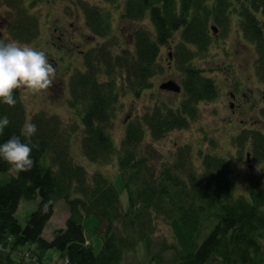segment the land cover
I'll use <instances>...</instances> for the list:
<instances>
[{
	"label": "trees",
	"instance_id": "obj_1",
	"mask_svg": "<svg viewBox=\"0 0 264 264\" xmlns=\"http://www.w3.org/2000/svg\"><path fill=\"white\" fill-rule=\"evenodd\" d=\"M121 1L101 0L102 6L79 0L83 14L79 11L81 15L74 17L84 18L92 35L105 40L85 51L84 68L70 74L67 100L81 121L76 138L82 154L118 170L128 204L123 205L122 192L111 177L75 162L74 131L58 116L35 114L31 123L36 133L30 139L22 134L27 108L17 90L15 106L0 103V118L7 116L10 121L0 134V144L16 135L37 147L30 171L13 174L10 165L0 160V176L6 175L0 178V264H44L51 250L66 264H122L139 247L156 264H264L263 173L249 171L250 196L237 195L234 172H240L228 156L219 154L214 142L198 154L186 143L157 167L153 165L157 154L147 141L191 129L201 120L200 106L220 97L218 84L201 61L219 37L228 35L234 20L256 49L255 70L262 82L259 90H264V0H124L122 18L148 20L152 26L136 29L131 47H122L114 35L112 8ZM55 2L31 0L26 5L25 0H0V8L12 9L7 33L20 44L34 43L41 30L40 18L32 10L37 4ZM54 26L58 31L62 28L59 22ZM170 43L174 45L169 47ZM165 47L168 66L161 61ZM168 68L177 71L181 101L176 93L172 104L151 96L154 105L127 121L123 99L153 90L154 77ZM260 100L249 109L264 108ZM228 124L232 127L234 122ZM239 130L226 137L231 148L245 153L246 160L250 152L257 164L263 163V130ZM205 131L212 130L201 129ZM37 198V209L23 225L16 215L21 200ZM60 200L67 202L69 215L65 227L47 240L44 229ZM89 216L97 220L93 234L103 241L98 253L85 234L84 220ZM160 222L169 228V239L159 234Z\"/></svg>",
	"mask_w": 264,
	"mask_h": 264
},
{
	"label": "rangeland",
	"instance_id": "obj_2",
	"mask_svg": "<svg viewBox=\"0 0 264 264\" xmlns=\"http://www.w3.org/2000/svg\"><path fill=\"white\" fill-rule=\"evenodd\" d=\"M75 0H57L54 5L44 6L43 4H37V7L32 10L40 18V36L38 39L28 46L44 51L48 61L56 69V80L49 90L40 94H30L27 90H19L20 96L24 99L27 108L26 122H31V118L41 112H45L48 115L58 116L61 121L72 132V156L75 162L82 164L88 171H100L113 179V182L117 189L122 192L121 198L123 205L128 204V197L125 191H123V183L118 173V170L112 165H102L100 163H93L89 161L81 152V143L76 134L78 133V124H81L80 119L73 113L72 109L68 105L69 95V80L70 74L74 73L78 68H84V54L82 58L77 54L79 50H89L98 43L103 42L105 39L102 37L93 36L91 31L85 26L84 18L79 19L76 14L80 11L82 14L79 0H76L77 5H74ZM85 2L93 4H105L101 3V0H84ZM31 0H25V4L28 5ZM124 0L118 4V8H112L114 11V35L119 38V43L122 47H131L133 44V37L136 29L144 25L145 27L152 28L148 20L143 22H133L128 19L122 18V8ZM107 5V4H106ZM76 6V7H75ZM51 11V12H50ZM74 12V14H72ZM81 15V14H80ZM12 9L9 7L0 8V39L14 41L9 31V24L12 18ZM50 16V17H49ZM75 18V19H74ZM68 21V23H67ZM64 25L66 23L67 31L66 35H61V31L64 28L56 30L54 24ZM75 34V39H72V34ZM62 38V39H60ZM20 44V43H19ZM25 45V44H21ZM174 43H170L169 47H172ZM168 47L162 50V63L168 66ZM256 49L254 45L248 42L242 34V30L237 25V20L233 21L232 28L227 36L219 37L218 42L214 44L210 55L201 61V66L208 72L209 76L215 79L220 88V97L217 101L212 103H205L201 107V120L200 122L193 124L191 129L175 131L170 133L166 138L160 141H153L151 138H147L148 143H151L157 154L153 165L159 166V163L172 159V153L175 148H178L186 143L192 145L193 152L198 154L200 150H203V146L206 144H217L219 154L227 157L229 161L234 163V167L239 173H235V182L237 178L236 194L246 196L249 198V188L247 190L246 175L249 172V168L246 163L245 153L242 156L236 149L231 148L228 140H226L230 134L239 133V129H261L264 133V113L259 112L264 108L256 107L250 108L244 113H239V118H234V125L230 127L228 121L224 120L227 113L231 114V110L227 107L229 97L224 93L230 82V73H234L243 79L247 87L250 89L259 90V86L262 83L259 81L255 70ZM235 77V75H234ZM170 79H177L178 74L175 69H166L164 74H158L153 79L155 88L142 94L138 98L133 95H128L123 99V115L127 116L129 121L136 116H142L146 109L151 105H154L153 98L151 96L168 100L171 104L174 102V93L161 90L160 84ZM264 91V90H263ZM262 91V92H263ZM183 92V90H182ZM69 95V96H68ZM178 99V103L181 101L183 94L181 92L175 95ZM264 97V92H263ZM263 99V98H262ZM264 105V99L262 100ZM261 102V101H260ZM262 107V105H260ZM259 108V109H258ZM243 120V122H241ZM78 122V124H77ZM123 122H119L118 137H122ZM236 123H238L236 125ZM208 129L212 131H205L201 133V129ZM77 131V132H76ZM230 133V134H228ZM197 134V135H196ZM188 141V142H187ZM233 145V144H232ZM145 146H148L145 144ZM234 146V145H233ZM236 148V146H234ZM205 151V150H204ZM240 156V157H239ZM230 162V163H231ZM255 165L253 171L256 173L262 172L264 175V162ZM8 176V175H7ZM6 175L2 174L0 178H5ZM39 204V198L34 200L22 199L16 213L20 222L25 225L27 217L37 209ZM69 215V206L65 200L56 202L54 207V213L44 229V238L51 240L53 238L54 231L65 227L66 220ZM159 226V234L165 235L169 239L171 236L169 228L161 224ZM97 225V220L94 216H89L84 220L86 238L89 239L94 247L96 253L101 248L103 241L100 237L93 234L94 227ZM137 253V254H136ZM136 253L127 255L122 264H156L151 263L149 259L145 257L143 249L138 248ZM51 260H56L57 264L66 263L65 260L59 259L57 251L51 250L45 258L44 264H51Z\"/></svg>",
	"mask_w": 264,
	"mask_h": 264
},
{
	"label": "clouds",
	"instance_id": "obj_3",
	"mask_svg": "<svg viewBox=\"0 0 264 264\" xmlns=\"http://www.w3.org/2000/svg\"><path fill=\"white\" fill-rule=\"evenodd\" d=\"M56 80V69L49 63L44 51L36 50L16 41L0 39V103L15 106L14 92L25 89L30 94L49 90ZM10 124L7 116L0 118V134ZM37 131L36 125L26 122L22 134L31 138ZM36 145L24 143L13 135L0 144V160L10 165L13 174L27 172L34 166L31 158Z\"/></svg>",
	"mask_w": 264,
	"mask_h": 264
},
{
	"label": "flooded vegetation",
	"instance_id": "obj_4",
	"mask_svg": "<svg viewBox=\"0 0 264 264\" xmlns=\"http://www.w3.org/2000/svg\"><path fill=\"white\" fill-rule=\"evenodd\" d=\"M74 5H77L76 0L73 2ZM76 7V6H75ZM77 16L80 14H76ZM66 26V23L64 25H61L62 28ZM68 26V25H67ZM67 26L62 30L61 35H66L65 31H67ZM72 39H75V34L73 32ZM62 39V38H60ZM86 50H79L78 55L82 58V54L85 53ZM230 82L227 86L226 91L224 92L228 97L229 101L227 104V107L231 110V114L227 113V116L224 118V120L228 121V123L234 122L233 117L239 118V113H244L249 109V107H252L256 104H258L260 99L263 98V92L261 90H253L247 87L246 83L243 82V79L240 77H237L238 75L234 73H230ZM235 75V77H234ZM259 89V88H258ZM260 94V97L258 95ZM262 95V97H261ZM217 101V99H216ZM259 112H261L259 110ZM243 122V120L241 121ZM251 160L253 161L252 157ZM247 163V160H246ZM248 166V163H247Z\"/></svg>",
	"mask_w": 264,
	"mask_h": 264
},
{
	"label": "water",
	"instance_id": "obj_5",
	"mask_svg": "<svg viewBox=\"0 0 264 264\" xmlns=\"http://www.w3.org/2000/svg\"><path fill=\"white\" fill-rule=\"evenodd\" d=\"M213 30L215 33H217V29L215 27H213ZM162 87L164 89L173 90L175 92H180V90H181V85L174 80H171V81L163 84ZM250 161H251V156H250V154H248V162L250 163ZM250 168H252V166H250Z\"/></svg>",
	"mask_w": 264,
	"mask_h": 264
},
{
	"label": "bare ground",
	"instance_id": "obj_6",
	"mask_svg": "<svg viewBox=\"0 0 264 264\" xmlns=\"http://www.w3.org/2000/svg\"><path fill=\"white\" fill-rule=\"evenodd\" d=\"M62 260V259H61ZM52 261V260H51ZM51 264H56L54 261L51 262Z\"/></svg>",
	"mask_w": 264,
	"mask_h": 264
}]
</instances>
